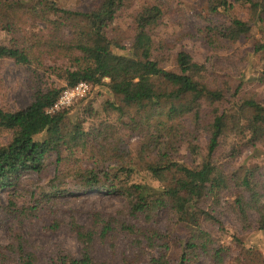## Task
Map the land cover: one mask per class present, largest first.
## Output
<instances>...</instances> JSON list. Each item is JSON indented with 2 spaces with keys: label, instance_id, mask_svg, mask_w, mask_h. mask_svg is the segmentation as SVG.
Instances as JSON below:
<instances>
[{
  "label": "trees",
  "instance_id": "trees-1",
  "mask_svg": "<svg viewBox=\"0 0 264 264\" xmlns=\"http://www.w3.org/2000/svg\"><path fill=\"white\" fill-rule=\"evenodd\" d=\"M64 1L0 0V30L8 41L0 44V59L64 81L60 87L35 91L21 108L0 107V133L10 134L0 148V190L15 191L24 172L40 173L54 156L52 179L28 188L34 202L16 208L21 216L34 214L51 196L67 192L95 190L122 197L124 203L112 211H93L86 224L73 218L66 223L81 245L79 256L60 252L42 260L16 233L0 245V261L194 264L204 256L210 264H223L230 247L216 243L211 230L217 226L216 232L230 233L240 254L264 264V254L245 248L217 216L221 199L231 195L225 204L242 228L264 233V167L243 161L226 169L215 159L227 140L233 159L243 147L257 151V144L264 143V100L254 89H242L251 80L264 86V0L205 2L209 20L216 22L206 28L210 41L218 42L219 35L248 44L246 65L234 87L228 80L224 86H212L204 64L186 49L175 50L172 67L164 65L172 43L163 37L155 42L163 17L158 2L141 3L125 29L113 27L108 35L106 29L131 0H100L83 11L64 7ZM80 80L90 88L76 105L45 111L63 88ZM95 89L106 90L110 98L99 105L92 99L83 103ZM203 104L215 108L212 118ZM72 108L76 112L71 115ZM131 135L138 136L133 146ZM181 149L187 151L189 163L178 157ZM71 158L75 167L64 163ZM83 163L88 165L85 171ZM77 177L81 180L74 183ZM160 211L166 216L162 228ZM119 238L125 246L115 259ZM97 244L106 245L108 258L94 257ZM232 259L245 264L239 257Z\"/></svg>",
  "mask_w": 264,
  "mask_h": 264
},
{
  "label": "rangeland",
  "instance_id": "rangeland-1",
  "mask_svg": "<svg viewBox=\"0 0 264 264\" xmlns=\"http://www.w3.org/2000/svg\"><path fill=\"white\" fill-rule=\"evenodd\" d=\"M100 0H65L63 6L73 10H87L97 4ZM156 1L161 5L163 10L162 22L158 27V35L155 37L156 44L158 39L163 37L172 43V49L165 54L166 62L164 65L172 67V56L177 49H186L195 60L201 62L205 66V76L212 86H224L223 81H230V84L239 80L242 73L241 69L245 68L246 60L244 53L248 44L242 39L228 40L218 35V42H212L210 32L206 30L207 26L211 29L213 22L208 18L206 11V0H131L126 8L119 12V16L106 29L110 35L114 28L125 29L131 21V12L138 5L145 2ZM242 15V14H241ZM209 21H208V20ZM0 44H8L5 32L0 30ZM128 44V43H127ZM168 59V60H167ZM51 63L50 61H48ZM251 75L253 74L250 69ZM64 81L49 72L38 70L35 72L32 68L15 64L11 59H0V107L18 109L25 106L31 100L32 94L37 90H45L48 87H60ZM252 88L257 91L264 100V86H255L254 82L248 81L242 85V89ZM229 93V92H228ZM105 98H110L108 92L104 89L89 92L87 99L93 100L94 105H99ZM189 99H185L188 101ZM75 102L72 106L76 105ZM71 106V107H72ZM210 118L215 115V108L209 104H203ZM70 114H74L75 108L69 110ZM90 120V119H89ZM87 123V122H86ZM207 134L203 133L200 137V144L204 146ZM131 146L138 141L137 135L128 137ZM10 141V134L7 132L0 133V148L4 147ZM231 141L227 140L225 144L217 151L215 159L223 168L232 169L243 161L252 163H260L264 167V143L257 144V151H253L250 147H243L241 153L236 158L228 156ZM65 156V154H64ZM178 157L189 163V155L185 149H181ZM69 159L65 164H70ZM46 166L40 173L24 172L20 180V184L15 191L0 190V245L9 243L16 233H21L25 241L31 246L38 257L42 260L56 255L60 252L68 253L72 256H79L81 245L76 239L66 223L73 218L80 224H86L90 219L93 211L108 212L123 206V198L107 194L105 192L86 190L78 192H67L61 195L51 196L45 204L37 207L34 214L29 213L27 216H21L19 209H16L23 202L32 204L34 200L27 191L28 188L46 185L54 175L55 159L50 156L46 160ZM76 162L73 161L70 166L75 167ZM82 171L88 167L83 163ZM62 167V163H61ZM85 173V172H83ZM82 175V174H81ZM70 180V177H69ZM81 178H76L74 183H78ZM72 185V183L70 184ZM11 192V193H10ZM231 199V195H224L218 206L217 216L220 218L223 226L237 234L243 241L244 247L253 249L264 254V233L255 229H243L237 215L228 210L225 201ZM13 204H8L9 201ZM165 215L162 211L158 214V224L162 228L166 224ZM251 218L254 215L251 214ZM57 220H60L56 222ZM217 226H213L211 230L216 243H224L230 247L229 256L223 264H236L232 258L239 257L245 264H260L261 260L256 258L247 259L244 253H239V248L231 242L228 234H220L215 231ZM125 246L123 238H119L115 243V259L119 252ZM260 255V256H261ZM94 257L98 260H104L109 257V251L106 245L97 244L94 250ZM241 262V261H240ZM0 264H3L0 261ZM5 264H15L6 262ZM194 264H210L208 259L200 256Z\"/></svg>",
  "mask_w": 264,
  "mask_h": 264
},
{
  "label": "built area",
  "instance_id": "built-area-1",
  "mask_svg": "<svg viewBox=\"0 0 264 264\" xmlns=\"http://www.w3.org/2000/svg\"><path fill=\"white\" fill-rule=\"evenodd\" d=\"M90 85L86 81L80 80L70 87L63 88L54 103L45 111L54 113L64 108H68L78 99L84 97L89 91Z\"/></svg>",
  "mask_w": 264,
  "mask_h": 264
}]
</instances>
